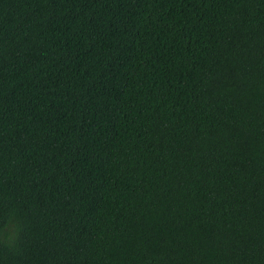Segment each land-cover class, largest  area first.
I'll return each instance as SVG.
<instances>
[{
  "label": "trees",
  "instance_id": "16d2710c",
  "mask_svg": "<svg viewBox=\"0 0 264 264\" xmlns=\"http://www.w3.org/2000/svg\"><path fill=\"white\" fill-rule=\"evenodd\" d=\"M0 264H264V0H0Z\"/></svg>",
  "mask_w": 264,
  "mask_h": 264
}]
</instances>
